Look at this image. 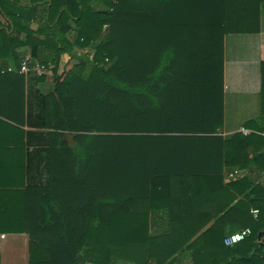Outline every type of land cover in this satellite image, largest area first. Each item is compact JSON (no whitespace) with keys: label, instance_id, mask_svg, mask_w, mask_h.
Wrapping results in <instances>:
<instances>
[{"label":"trees","instance_id":"16d2710c","mask_svg":"<svg viewBox=\"0 0 264 264\" xmlns=\"http://www.w3.org/2000/svg\"><path fill=\"white\" fill-rule=\"evenodd\" d=\"M263 10L264 0H0V116L26 118V79L8 59L19 69L27 48L53 73L42 98L47 182L18 194L9 228L29 235V264H177L186 244L193 264H264V185L240 179L244 198L194 241L209 219L172 218L156 234L142 206L165 183L207 199L225 170L264 172V62L252 132L219 135L225 36L259 32ZM230 222L251 235L225 245Z\"/></svg>","mask_w":264,"mask_h":264},{"label":"crops","instance_id":"0c3cea01","mask_svg":"<svg viewBox=\"0 0 264 264\" xmlns=\"http://www.w3.org/2000/svg\"><path fill=\"white\" fill-rule=\"evenodd\" d=\"M34 28L36 25L34 24ZM21 52L30 55L27 48ZM76 54L89 53V49H74ZM69 55L64 54L58 69L63 71L64 64ZM264 62V10L260 21V31L257 33L227 34L224 39V106L225 120L220 132L225 140L231 139L235 134L242 133L245 124L256 120L262 115V63ZM36 62L32 59V64ZM8 71L18 70L26 79V118L24 125L0 116V264H29L30 237L27 233L10 230L11 223L18 211L16 205H22V198L18 199L27 186L46 185L47 149L49 131L42 123V98L54 89L53 73L50 69L45 75L38 76L35 71L27 74L16 68L12 59H8ZM43 77V78H41ZM7 107L4 104L3 110ZM264 136V133H263ZM253 154L251 153L250 156ZM238 171V174H230ZM232 172H223V181L215 183L214 194L209 198L203 195L193 197L189 185L177 187L163 186L162 191L156 192L151 201L142 204L150 212L148 219L152 222L151 232L162 234L167 230L166 222L170 219L181 221L195 220L198 224L206 219L211 222L204 227L191 241L204 233L221 214L230 198L236 197L232 206L244 198L242 185L238 181L248 178L256 185H264V172L252 166L247 169H238ZM237 182L235 186L231 183ZM203 185L202 187H204ZM198 195V193H197ZM149 207V208H148ZM251 208V214L257 219V214ZM145 216V213L143 214ZM247 217V216H246ZM237 219L236 215L230 217ZM200 222V223H199ZM13 224V225H11ZM242 230L238 225L230 223L225 225V236ZM190 235L188 232L185 234ZM8 236L10 237L7 240ZM264 242V237L262 238ZM207 244L204 240L196 245L201 252ZM181 248V249H180ZM178 249L177 264H193L192 249L182 245ZM166 249V248H165ZM168 250H171L169 246ZM118 264H134L119 262Z\"/></svg>","mask_w":264,"mask_h":264},{"label":"built area","instance_id":"2783aa9c","mask_svg":"<svg viewBox=\"0 0 264 264\" xmlns=\"http://www.w3.org/2000/svg\"><path fill=\"white\" fill-rule=\"evenodd\" d=\"M51 69V67H46L44 65L39 64L38 62H36L35 64H32V58L31 56L27 55L23 58L21 64H20V72L27 74L30 71H35V73L38 76H43L45 75L49 70ZM242 133L247 134L248 131L245 129H242ZM238 171H235L234 173L230 174V176H233L235 174H238ZM257 210L254 211L255 214H257ZM251 235V230L250 229H242L239 230L235 233H232L228 236H226L224 243L227 246H232L235 245L241 241H243L245 238H247L248 236Z\"/></svg>","mask_w":264,"mask_h":264},{"label":"rangeland","instance_id":"374dc122","mask_svg":"<svg viewBox=\"0 0 264 264\" xmlns=\"http://www.w3.org/2000/svg\"><path fill=\"white\" fill-rule=\"evenodd\" d=\"M9 239H10V237L8 236L7 240H9Z\"/></svg>","mask_w":264,"mask_h":264}]
</instances>
